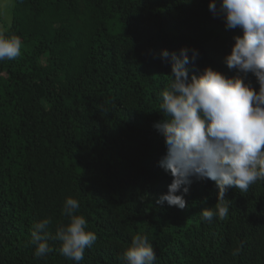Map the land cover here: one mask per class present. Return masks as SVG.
Returning <instances> with one entry per match:
<instances>
[{"label":"trees","instance_id":"obj_1","mask_svg":"<svg viewBox=\"0 0 264 264\" xmlns=\"http://www.w3.org/2000/svg\"><path fill=\"white\" fill-rule=\"evenodd\" d=\"M208 3L14 0L3 34L23 47L0 62V264H74L57 240L43 258L30 244L34 222L51 218L52 235L68 223V197L97 235L81 264H123L137 233L156 264H264V181L229 188L228 218L211 224L200 213L218 202L213 181L192 178L184 210L155 203L172 182L158 166L166 146L153 127L171 72L159 53L195 48L190 76L205 67L236 74L223 58L243 33L225 30Z\"/></svg>","mask_w":264,"mask_h":264},{"label":"clouds","instance_id":"obj_2","mask_svg":"<svg viewBox=\"0 0 264 264\" xmlns=\"http://www.w3.org/2000/svg\"><path fill=\"white\" fill-rule=\"evenodd\" d=\"M208 10L225 30L239 28L243 33L233 37L231 52L223 58L236 74L227 77L205 67L199 76H190L186 66L195 65L200 56L197 49L184 47L178 54L161 50L159 59L170 65L171 72L167 87L159 93L163 120L153 127L166 146L158 166L172 178L156 205L184 210L192 178L213 181L218 202L200 213L201 221L211 224L214 218H228L230 201L225 195L229 188L247 192L264 181V0H209ZM22 47L20 37L0 33V62L20 57ZM79 209L77 199H65L62 214L68 223L59 225L55 235L48 231L51 218L32 224L30 244L35 246L36 258L53 252L48 241L57 240L60 255L81 264L97 235L87 230L88 222L77 214ZM241 247L232 255H239ZM121 259L123 264H156L157 255L148 236L137 233Z\"/></svg>","mask_w":264,"mask_h":264},{"label":"rangeland","instance_id":"obj_3","mask_svg":"<svg viewBox=\"0 0 264 264\" xmlns=\"http://www.w3.org/2000/svg\"><path fill=\"white\" fill-rule=\"evenodd\" d=\"M13 5L14 0H0V33H4L11 24Z\"/></svg>","mask_w":264,"mask_h":264}]
</instances>
